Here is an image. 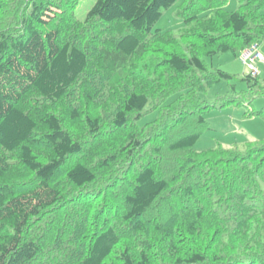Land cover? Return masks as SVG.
Returning <instances> with one entry per match:
<instances>
[{
	"label": "trees",
	"instance_id": "trees-1",
	"mask_svg": "<svg viewBox=\"0 0 264 264\" xmlns=\"http://www.w3.org/2000/svg\"><path fill=\"white\" fill-rule=\"evenodd\" d=\"M79 1L0 0V264H264V141L193 151L238 104L204 58L264 40V0H183L178 35V0Z\"/></svg>",
	"mask_w": 264,
	"mask_h": 264
},
{
	"label": "rangeland",
	"instance_id": "rangeland-1",
	"mask_svg": "<svg viewBox=\"0 0 264 264\" xmlns=\"http://www.w3.org/2000/svg\"><path fill=\"white\" fill-rule=\"evenodd\" d=\"M96 0H80L75 9V17L82 21ZM183 0H178L172 7L163 11L161 18L154 25L153 30L170 31L178 35L183 22L178 17L176 11L181 7ZM245 4V1L243 2ZM242 4V5H243ZM240 0H227L224 5L226 12H240ZM259 51L264 55V40L258 44ZM206 64L212 69H219L235 78L231 84L235 87V96L238 97V104L233 103L221 107L219 98L231 97L228 84L225 81L213 86L202 97L209 102H216L220 107L212 109L204 114L207 124L206 130L193 147V151L202 152L216 148L220 145L230 148L234 145L242 146L249 142L264 141V96L259 95L258 90L248 88L242 81L243 76L249 74V70L231 52L220 53L211 58H204ZM258 87L264 88V62L257 65ZM170 98L166 103L173 100ZM236 102V101H235ZM156 118V112L145 113L137 122L138 126H143Z\"/></svg>",
	"mask_w": 264,
	"mask_h": 264
},
{
	"label": "built area",
	"instance_id": "built-area-1",
	"mask_svg": "<svg viewBox=\"0 0 264 264\" xmlns=\"http://www.w3.org/2000/svg\"><path fill=\"white\" fill-rule=\"evenodd\" d=\"M239 61L247 67L252 77H258V63L264 62V56L258 49V45H252L239 54Z\"/></svg>",
	"mask_w": 264,
	"mask_h": 264
},
{
	"label": "clouds",
	"instance_id": "clouds-1",
	"mask_svg": "<svg viewBox=\"0 0 264 264\" xmlns=\"http://www.w3.org/2000/svg\"><path fill=\"white\" fill-rule=\"evenodd\" d=\"M262 54V53H261ZM263 55V54H262ZM264 56V55H263ZM238 59H239V55H238Z\"/></svg>",
	"mask_w": 264,
	"mask_h": 264
}]
</instances>
